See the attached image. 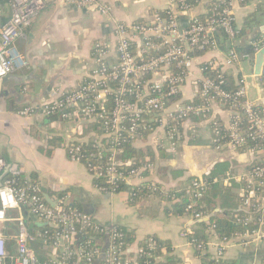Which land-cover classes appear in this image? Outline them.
Returning <instances> with one entry per match:
<instances>
[{
	"label": "built area",
	"instance_id": "1",
	"mask_svg": "<svg viewBox=\"0 0 264 264\" xmlns=\"http://www.w3.org/2000/svg\"><path fill=\"white\" fill-rule=\"evenodd\" d=\"M10 1L11 16L0 31V84L26 65L16 49V42L24 37L25 28L36 20L46 3L45 0ZM169 1L182 11L190 10L189 0ZM248 1L218 0L209 6L206 20H193L184 29H179L168 12L166 18L157 16L152 24H115L114 47L111 49L101 43L94 46L97 68L76 90L55 96L41 109L23 108L18 112L22 118L56 117L85 125L101 122V135L93 134L85 143L67 146L66 153L71 162L82 164L91 175L93 172L105 180L106 187L98 190L106 194H117L118 188L142 180L147 166L126 169L131 162L120 160L122 144L133 143L139 137L140 128L145 131L150 125L162 126L167 139L173 142L186 120L198 118L209 122L216 150L227 149L248 158L245 171L239 176L227 174L224 183L242 184L238 192L240 208L260 213L252 224L254 229L249 227L252 222L249 217L242 222L247 228L245 233L236 234L228 241H217L211 255L215 264L225 261L227 246L264 244V63L260 75L253 74L254 56L264 47V31L255 35V39L249 37L247 44L252 53L238 54L234 50L240 31L235 26L233 8ZM77 6H96L103 16L111 12L101 0H80ZM218 33L225 37L222 44L216 38ZM135 40L140 44L137 53L132 48ZM227 41L232 47L221 52L220 47ZM194 50L211 57L201 61L203 55L194 57ZM110 56H114V64L109 62ZM243 63L252 64L249 76L243 74ZM195 70L201 73L200 79H194L197 102L183 103L182 87L188 78H194ZM225 73L234 79V90L223 89L227 84ZM247 78L257 80L259 97L254 101L247 97ZM169 98L174 101L170 102ZM108 102H112L111 107L106 106ZM215 107L226 113V124L211 118ZM88 142L96 149L90 158L103 161L100 172L91 163H83L81 146ZM0 175V264H40L30 246L35 240L48 252L47 264H95L101 255L100 264H130L129 259H123L121 233L115 225L97 224L82 210L72 208L66 195L57 198L54 207L50 206L35 184H18L19 172L2 157ZM188 189L186 194L197 200L202 198L206 186L203 179H195ZM21 210H26L36 224H48L55 230L37 231L32 236ZM188 216L193 222L208 219L205 213ZM8 224L14 228L12 250L8 249L3 233ZM213 230L214 227L209 228L210 232ZM88 233L93 234L96 247L91 246ZM102 240L106 241L103 248L99 245ZM154 245L149 240L147 248ZM211 246L207 242L198 249L208 252ZM137 253L144 255L142 249Z\"/></svg>",
	"mask_w": 264,
	"mask_h": 264
},
{
	"label": "crops",
	"instance_id": "2",
	"mask_svg": "<svg viewBox=\"0 0 264 264\" xmlns=\"http://www.w3.org/2000/svg\"><path fill=\"white\" fill-rule=\"evenodd\" d=\"M79 1L45 0L44 9L25 28L24 37L17 40L16 49L26 65L0 84V157L20 175L27 179L34 177L30 182L52 202H57L59 194L66 195L68 204L78 206L97 224H113L132 232L135 241L128 252L135 253L139 244L152 236L169 243L172 255L182 264H202L185 235L194 222L188 215L175 217L167 214V210L174 203L175 195L186 189L192 180L209 175L217 164H227L226 175L239 176L248 163V158L242 154L216 150L209 122L198 118L186 120L173 142L167 139L164 127L150 125L151 128L144 131L146 134L132 143L146 162L142 180L126 185L117 194H106L95 187L94 178L85 167L71 162L66 153L67 146L89 141L94 132L87 130L85 124H72L56 117L22 118L18 112L23 108L41 109L55 96L76 90L97 68L94 46L101 43L111 49L114 47L115 24H152L157 16L166 18L168 12L179 29H184L193 20L207 18L209 3L218 0H189L187 12L169 0H101V4L111 9L108 16L101 15L96 6L78 7ZM11 11V1L0 0V31ZM233 15L235 26L240 33L244 31V37L264 31V0L237 4ZM219 42L224 43L222 39ZM139 46L135 40L132 44L135 53ZM210 57L205 54L201 61ZM109 62L115 63L114 56H110ZM196 70L194 78H188L182 87L183 103L197 101L194 79H200L201 73ZM249 79L259 97L257 80ZM211 118L223 125L227 122V115L220 107L214 108ZM52 138L60 142L52 146L49 144ZM198 143H208L222 157L200 166L191 160ZM236 154L238 165L233 161ZM224 179L222 183L226 185ZM144 184L148 185L146 195L131 201L133 189ZM21 214L27 222L31 218L26 210H21ZM3 233L8 247L14 248L12 225L8 224ZM101 242L99 245L103 248L106 241ZM208 242L212 244L208 249L212 255L217 240L211 237ZM224 256L231 264H264V244L230 245ZM99 257L95 264H100Z\"/></svg>",
	"mask_w": 264,
	"mask_h": 264
},
{
	"label": "trees",
	"instance_id": "3",
	"mask_svg": "<svg viewBox=\"0 0 264 264\" xmlns=\"http://www.w3.org/2000/svg\"><path fill=\"white\" fill-rule=\"evenodd\" d=\"M214 3L215 2L209 3L208 8ZM201 20L204 21L206 20V18ZM244 36L245 33L243 31L237 37L238 41L234 46V50L238 54L252 53V48L247 44L249 37L246 38ZM216 38L218 41H220V39L225 41V37L223 34L218 33V35H216ZM255 38V35L252 36V39ZM192 55L194 57H200L203 55V53L194 50ZM224 78L227 84L223 86V89L225 88L227 91L234 90V79L231 78V76H229L227 73H225ZM169 101L172 102L174 101V99L169 98ZM106 106L111 107L112 102L106 103ZM82 126L83 125H81V127ZM85 126L87 130H91L95 133V135H101L103 133L101 122H93ZM138 133L139 136L146 134V132H144V130L141 128L139 129ZM103 141L102 143H104ZM58 142L60 141L52 138V140L49 141V144L52 146H56ZM81 148L82 151L84 150L83 163H91L92 165L97 167L98 172L102 171V167L104 165L103 161L90 158L91 154L96 151V149L92 145V142L86 143V145L81 146ZM120 160L131 162L130 166L125 167L126 169L139 168L146 164V162L143 161L141 152H139L132 146L131 141H127L122 144V153L120 154ZM216 168L217 167L215 166V169ZM91 173L93 175L94 184L97 189L106 187L105 180L103 178L96 177L93 172ZM225 175V172L217 173L213 170L209 175L203 177L206 189L203 191L202 198L195 200L188 196L186 194L187 190L190 189H188V186L186 189L182 190V192L175 195L173 200L174 203L167 210V214L175 217H183L192 215L193 213L207 214L208 219L206 221H194L193 227L191 228L190 233L187 235L188 242L194 249L196 256L199 258L202 264H215V262L208 252H202V250L198 249L199 245H205L211 239V237L215 238L217 241H228L232 239V237L236 234L245 233V230L247 228L243 226V223L245 220L249 219V217L252 220V222L249 223V227L252 230L255 228V226L253 227V225L256 219L260 216V213L254 210L246 211L240 208V198L238 197V194L235 195L232 191L235 188L240 189L242 184L230 182L229 184L223 185L222 178H225ZM30 178L31 179H27L22 174L16 178V181L18 182V184L27 183L33 180L34 177ZM121 190L122 187L118 188L117 192H120ZM147 191V184L135 187L132 194L130 195V200L136 201L142 195L145 196ZM40 196L43 198L42 195ZM63 196V194H59L57 198ZM190 205H192V208L189 209L188 207ZM71 207L74 209H78L81 212V209L78 206L72 204ZM27 224L32 236H34L37 231L55 230L48 226L40 227L36 224L32 217L28 220ZM115 227L121 233V239L119 240V242L122 243V248L125 252L123 259H129L130 264H182L178 258L172 255V248L170 247L169 243L160 241L152 236L146 237L137 248V250L142 249L144 251V255L138 254L137 251L135 253L128 252L130 246L135 241V236L132 232H129L122 227H118L116 225ZM210 227H214L213 232L209 231ZM92 237L93 234L88 233V238L91 240V246L96 247V242ZM149 240H152L155 243V245L151 249L147 248ZM30 246L36 252L40 264H47L49 261L48 252L43 250L38 240L33 241ZM8 249L12 250L10 246L8 247ZM222 264L231 263L225 260Z\"/></svg>",
	"mask_w": 264,
	"mask_h": 264
},
{
	"label": "rangeland",
	"instance_id": "4",
	"mask_svg": "<svg viewBox=\"0 0 264 264\" xmlns=\"http://www.w3.org/2000/svg\"><path fill=\"white\" fill-rule=\"evenodd\" d=\"M252 64H247V63H243L242 64V70H243V74L245 76H249L251 74L250 71V67ZM246 85H247V97L249 100L254 101L257 98V91L255 86L253 85V82L251 79H247L246 80ZM196 148H194V155L191 157V160L196 161L198 164L201 165H206L208 162H212V161H218L220 159V157H222L221 154H219L218 152L214 151L212 149V147L208 144V143H203V144H195ZM238 155L236 154L235 157L233 158L234 162H237L236 165H238ZM211 165V164H210ZM216 169H214V172L217 173H223V172H228L227 168V164L224 163H219L216 165ZM243 172V171H242ZM242 172L238 173V175H241ZM216 174V173H215ZM227 177V175H225V178ZM230 178V177H228ZM224 179V178H222ZM227 179V178H226ZM232 181V180H231ZM233 194H238L239 189L235 188L233 189Z\"/></svg>",
	"mask_w": 264,
	"mask_h": 264
},
{
	"label": "water",
	"instance_id": "5",
	"mask_svg": "<svg viewBox=\"0 0 264 264\" xmlns=\"http://www.w3.org/2000/svg\"><path fill=\"white\" fill-rule=\"evenodd\" d=\"M29 39H31V36H29ZM232 47V43L230 41H227L225 43V46L224 47H220V51L221 52H224L225 50H228ZM264 63V47L262 49H260L254 56V62H253V74L257 77L260 75V71H261V67ZM0 179H1V175H0ZM44 194V193H43ZM44 197V200L50 205V206H55V203L52 202L49 197L44 194L43 195ZM203 221H206V220H203ZM40 227H45V226H48V224H38ZM99 259H103V256L101 255L99 257ZM97 263V262H96Z\"/></svg>",
	"mask_w": 264,
	"mask_h": 264
}]
</instances>
